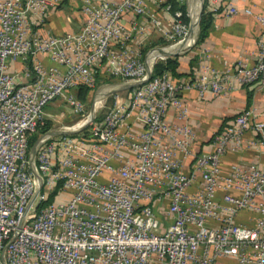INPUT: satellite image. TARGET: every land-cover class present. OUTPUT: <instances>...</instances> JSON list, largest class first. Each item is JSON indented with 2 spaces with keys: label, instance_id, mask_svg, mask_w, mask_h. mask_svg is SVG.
<instances>
[{
  "label": "built area",
  "instance_id": "obj_1",
  "mask_svg": "<svg viewBox=\"0 0 264 264\" xmlns=\"http://www.w3.org/2000/svg\"><path fill=\"white\" fill-rule=\"evenodd\" d=\"M146 1L76 0L77 28L52 32L45 21L65 0H0V264H215L221 257L264 264V160L222 166L249 128L250 145L264 155V109L241 108L212 133L210 149L197 151L187 103L177 95L188 88L219 95L250 83L264 89V8L254 15L261 33L252 63L237 56L229 68L205 64L182 80L150 74L75 134L42 137L32 159L41 179L35 194L29 138L45 124V104L60 97L81 114L73 89L91 86L94 73L145 76V57L124 44L122 18L146 13L161 30ZM152 1L172 15L162 31L170 43L161 47L177 43L188 26L182 11ZM136 29L142 35L144 26ZM155 58L164 57L155 54L151 66Z\"/></svg>",
  "mask_w": 264,
  "mask_h": 264
},
{
  "label": "crops",
  "instance_id": "obj_2",
  "mask_svg": "<svg viewBox=\"0 0 264 264\" xmlns=\"http://www.w3.org/2000/svg\"><path fill=\"white\" fill-rule=\"evenodd\" d=\"M181 2L185 4L186 0ZM229 4L235 5L238 10L233 14L228 13ZM64 7L63 10L61 8L53 10L45 21V26L52 32L72 30L79 24L80 17L76 0H65ZM244 7H248L251 12H243ZM202 8L203 11L209 12L204 34L200 41H194L189 48L174 54L177 60L178 75L173 76L166 71L170 77L181 80L194 78L205 64L219 69L229 68L237 56L243 57L247 63H252L255 60L256 39L260 35L261 29L254 15L262 12L264 0H203ZM146 11L153 13L160 20L161 30L150 24L146 13H127L122 18L126 26L124 32L126 37H123L124 44L131 52L137 53L143 58L148 49L170 43L162 35V31L170 28L172 19L170 10L164 9L161 3L157 4L152 0L146 1ZM139 24L144 26L142 35H139L140 32L136 29V25ZM118 45L119 43H114L112 46L118 47ZM174 55H170V57ZM150 58L149 60L152 59ZM45 62L49 61L45 60ZM14 64L18 68V63ZM102 74L97 72L94 73V76H97V79L99 75H101V79L108 76L102 77L106 75ZM115 80V82L121 81L116 78ZM127 91L128 89L118 90L116 100L123 102ZM177 95L187 103V120L195 132L193 146L197 151L210 149L212 133L221 128L241 108L252 103L257 110L264 109V89L259 88L256 83L237 85L232 90L219 95H213L209 90L199 94L194 88L182 90ZM165 117L169 121L175 120L174 108L169 107ZM130 118L133 119V116ZM134 123L135 128H140L136 120ZM254 137L253 131L250 128L247 129L243 134L240 149L234 152L227 151L223 156L222 166L226 168L236 160H253L261 164L264 155L250 145ZM215 264L238 263L231 257H221L216 259Z\"/></svg>",
  "mask_w": 264,
  "mask_h": 264
},
{
  "label": "rangeland",
  "instance_id": "obj_3",
  "mask_svg": "<svg viewBox=\"0 0 264 264\" xmlns=\"http://www.w3.org/2000/svg\"><path fill=\"white\" fill-rule=\"evenodd\" d=\"M189 0H186V3L184 4V9H185V17L186 19L184 20L182 18V20L185 22V24L188 25V22L190 20V12H189ZM179 3H183L181 1H179ZM166 42V41H165ZM194 43V42H193ZM178 44V43H177ZM175 44V45H177ZM174 46V45H173ZM172 47V46H170ZM168 47V48H170ZM157 59H162V58H155L153 60V62ZM152 62V63H153ZM104 75V74H102ZM102 76V77H106ZM116 80L115 78L111 77V76H107L104 79H101V75L95 76V80L93 81L92 85L89 86V90L84 94V97H79L82 102H83V109L78 113H73L71 111V108L69 106V104L64 101V99L57 97L54 100V108H45V111L47 112V118L49 121V129H57L60 128L61 126H66V125H71L73 123L78 122L77 120L80 118H86L85 120L89 119V115H91V118H93V120H97L99 118H101L106 111L113 106L114 104V100L116 98V95L118 94V91H113V92H109L107 93L105 96L100 98V102L97 106H93V111L92 113H90V108L92 106V104H94L93 101L96 102V97L98 96V94L100 93V91H102V88H107L106 86L109 83H114ZM82 120V119H80ZM89 122V121H88ZM76 133V131L74 132V134ZM39 135V134H37ZM34 140V139H33ZM33 140L30 142H33ZM60 190V188L56 187L55 191Z\"/></svg>",
  "mask_w": 264,
  "mask_h": 264
},
{
  "label": "water",
  "instance_id": "obj_4",
  "mask_svg": "<svg viewBox=\"0 0 264 264\" xmlns=\"http://www.w3.org/2000/svg\"><path fill=\"white\" fill-rule=\"evenodd\" d=\"M202 1L203 0H199L198 10H197V14H196L194 22L191 19L189 20L185 36L180 41L177 42V43H180L181 41L188 39V42L184 45V47L182 46L181 48H174L173 49V48H168L170 46H162V47L157 46V47L151 48V50L152 49L157 50V52L155 53L156 55H159L161 57L174 55V54L180 53L181 51H184L185 49L189 48L193 44V42L196 39L197 32H198V20H199V16L201 13ZM151 50L149 49L147 51V53L145 54L144 60H145V66H146V74L144 77H142L140 79H136V80H127V81H118L115 83H109L107 85V88H105L103 91H101L98 94V96L103 97L109 92L118 91V90H122V89H129L133 86L139 85L142 82H144L151 74V62L149 60V54H150ZM92 111H93V104L90 108V113H92ZM75 131H77V129H75V128L48 129L47 131L42 133V135L38 136L30 145V147H29L30 166H31V169H32L36 179H37V186L35 189V194L39 190V187L41 185L40 174L38 173V171L35 170L33 163H32L34 151H35V148L37 146L38 141L46 135L74 133Z\"/></svg>",
  "mask_w": 264,
  "mask_h": 264
},
{
  "label": "trees",
  "instance_id": "obj_5",
  "mask_svg": "<svg viewBox=\"0 0 264 264\" xmlns=\"http://www.w3.org/2000/svg\"><path fill=\"white\" fill-rule=\"evenodd\" d=\"M168 2H170V8L171 10L175 9V8H179L182 11V18L185 20L186 17L184 15L185 13V9H184V3H179L176 0H167ZM209 19V12H205L203 11V8H201V13L199 16V20H198V32H197V36L195 39V42L200 41V39L202 38L203 34H204V30L205 27L207 25V21ZM176 66H177V60H176V56H165L162 59H157L152 63L151 66V75H156V74H160L163 71H168L170 72L173 76L178 75V72L176 71ZM74 93L76 96L78 97H84V94L89 90V86L87 85H82V84H78L74 89ZM54 99L49 100L46 104H45V108H54ZM49 121L48 118L45 121V124L42 125L40 128H38V130H36L35 132H33L30 135L29 138V142H31L33 139L35 140L36 137L38 136L37 134L45 131L48 129L49 127ZM73 134V133H71ZM33 140V141H34ZM58 187V186H57ZM56 188V187H55ZM55 193V189L50 192L47 196V198L45 200L42 201V203H48L52 200L53 194Z\"/></svg>",
  "mask_w": 264,
  "mask_h": 264
},
{
  "label": "bare ground",
  "instance_id": "obj_6",
  "mask_svg": "<svg viewBox=\"0 0 264 264\" xmlns=\"http://www.w3.org/2000/svg\"><path fill=\"white\" fill-rule=\"evenodd\" d=\"M198 5H199V0H189V12H190V19L194 22V20H195V17H196V14H197V10H198ZM188 42V39L186 40H183V41H181L180 43H178L177 45H174V46H172V47H170V48H180V47H182L181 45L183 44V47H184V45L186 44ZM157 52V50H153L152 51V54L149 56V58L151 57V58H153V56L155 55V53ZM150 58V59H151ZM107 87V86H106ZM105 89V88H104ZM103 88L101 89L102 91L104 90ZM101 92V91H100ZM94 102V106H97L98 104H99V102H100V97L99 96H97L96 97V102L95 101H93ZM86 118H83L82 120H78V122H76V123H73V124H71V125H66L65 127L66 128H74V127H76L77 125H79L80 123H82L84 120H85Z\"/></svg>",
  "mask_w": 264,
  "mask_h": 264
}]
</instances>
